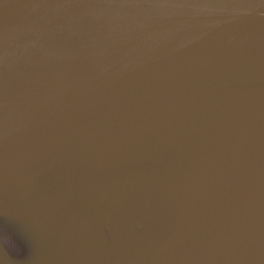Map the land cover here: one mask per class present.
Here are the masks:
<instances>
[{
    "label": "water",
    "instance_id": "95a60500",
    "mask_svg": "<svg viewBox=\"0 0 264 264\" xmlns=\"http://www.w3.org/2000/svg\"><path fill=\"white\" fill-rule=\"evenodd\" d=\"M0 264H264V0H0Z\"/></svg>",
    "mask_w": 264,
    "mask_h": 264
},
{
    "label": "snow or ice",
    "instance_id": "6c2138e0",
    "mask_svg": "<svg viewBox=\"0 0 264 264\" xmlns=\"http://www.w3.org/2000/svg\"><path fill=\"white\" fill-rule=\"evenodd\" d=\"M5 240L9 241L13 245L16 244L14 239L8 233L7 228L5 226H3V225H0V243L4 244Z\"/></svg>",
    "mask_w": 264,
    "mask_h": 264
}]
</instances>
